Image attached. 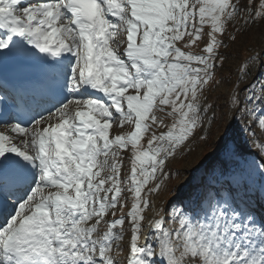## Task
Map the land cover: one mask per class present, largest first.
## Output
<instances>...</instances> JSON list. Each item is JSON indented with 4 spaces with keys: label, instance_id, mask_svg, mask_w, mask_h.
I'll return each instance as SVG.
<instances>
[{
    "label": "snow or ice",
    "instance_id": "1",
    "mask_svg": "<svg viewBox=\"0 0 264 264\" xmlns=\"http://www.w3.org/2000/svg\"><path fill=\"white\" fill-rule=\"evenodd\" d=\"M238 18L264 21V0H0V62L42 54L62 97L28 125L0 116V198L11 201L0 264H264V218L231 193L155 203L178 175L167 162L215 123L201 98L220 82L222 37ZM247 76L242 66L228 106L232 121H247L264 173L254 130L264 135V75L240 88ZM126 124L131 131H121ZM231 131L229 123L215 145L224 158L238 147Z\"/></svg>",
    "mask_w": 264,
    "mask_h": 264
},
{
    "label": "rangeland",
    "instance_id": "2",
    "mask_svg": "<svg viewBox=\"0 0 264 264\" xmlns=\"http://www.w3.org/2000/svg\"><path fill=\"white\" fill-rule=\"evenodd\" d=\"M258 3L259 0H253L254 6ZM204 31L207 32L208 29L205 28ZM228 33L235 35L236 39L232 40ZM204 39L206 40L207 37L205 36ZM222 39L227 47H223L219 51L224 53L227 58L224 61L223 70L217 72V79L220 82L213 81L212 85L205 91L204 97L201 98L202 103L206 102L214 105V112H209L208 116H215V123L210 126V132L197 129L188 141L177 149L175 158L167 162L166 170L174 174L178 173L172 179L177 185L181 186L184 177H187L199 164L200 167L202 166L201 170L203 172L201 171L199 175L202 180L197 177L194 183L191 184V190L188 188L186 191H181V197L178 200L183 199L184 205H188L187 201L193 198L194 192H198L197 199L206 193L215 194L219 192L224 196L231 193L237 205L251 210L260 219L264 218V173L259 170L261 157L254 146L253 139L244 131L247 121L243 123L232 121V110L228 106V97L242 66L247 68L248 76L239 84L240 88H244L253 80L259 83V78L264 75V21L257 20L245 25L243 20L238 18L227 26V31ZM190 50L193 52L199 51L195 45L192 49H184V51ZM250 57H258V61L254 60L245 65L244 62L248 61ZM154 111L158 118L163 117L165 125L172 123V118L167 117L165 113ZM229 123L232 124L229 138L234 140L238 147L235 155L224 158L217 152L215 145L218 137ZM133 127L134 125L126 124L121 131L129 132ZM153 128L157 133L167 131L166 128L157 129L155 126ZM205 128L207 129L209 126L206 124ZM117 130L116 126H113L110 132L114 133ZM254 130L258 142H264V135L258 129L254 128ZM201 135H208L209 138L206 141L201 140L199 138ZM147 138L146 135L141 144L146 146ZM130 155V148L121 153L123 157L121 178L130 170ZM106 174L102 173V175ZM170 180L167 183H170ZM122 187L124 186L122 185ZM122 195L130 197L131 194L125 189ZM126 204L127 206L123 210L125 214L130 209L131 200L128 199ZM120 214L118 211L117 215ZM146 214L148 215V213ZM110 218V216L106 217V219ZM127 236L129 237L130 233H126L125 237Z\"/></svg>",
    "mask_w": 264,
    "mask_h": 264
},
{
    "label": "bare ground",
    "instance_id": "3",
    "mask_svg": "<svg viewBox=\"0 0 264 264\" xmlns=\"http://www.w3.org/2000/svg\"><path fill=\"white\" fill-rule=\"evenodd\" d=\"M97 95H100V94H97ZM101 98H102V96H101ZM199 165L196 166L195 169L189 173V175L186 173L188 176L184 177L182 179L181 186L177 185L176 182H174L173 179L170 180V183H167V185L165 186L164 192L160 196L155 198L156 205L159 206L161 203H164L165 206H166L167 205L166 202L169 201V200L173 201L174 203L180 204V202H182V200H183V199L178 200L181 197V195H180L181 191H186V189H188V188H190V190H191L192 189V185L191 184L194 183V180H196L197 177H199L198 179H200L199 175H200V173L202 171L201 170L202 166L200 167ZM200 180H202V179H200ZM169 190H171V191H169ZM197 197H198V192H194L193 198L192 199H188V201H187L188 205L191 204L192 202L196 201ZM148 215H150V213H148ZM129 239H130V236L129 237L128 236L125 237V241H127ZM124 250H125V256H126L127 252H128L127 245H125V249Z\"/></svg>",
    "mask_w": 264,
    "mask_h": 264
}]
</instances>
